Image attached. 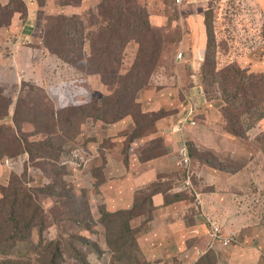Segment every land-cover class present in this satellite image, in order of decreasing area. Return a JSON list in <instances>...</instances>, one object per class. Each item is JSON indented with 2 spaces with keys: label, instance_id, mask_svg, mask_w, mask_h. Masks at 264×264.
<instances>
[{
  "label": "rangeland",
  "instance_id": "obj_1",
  "mask_svg": "<svg viewBox=\"0 0 264 264\" xmlns=\"http://www.w3.org/2000/svg\"><path fill=\"white\" fill-rule=\"evenodd\" d=\"M194 1L25 0L23 20L24 3L11 0L8 15L18 11L10 26L0 28V90L9 103L0 125V203L7 208L18 199L23 216L19 232L6 227L10 217L0 216V264H50L55 247V264H83L78 251L90 264H126L118 253L98 257L86 241L109 248L105 225L113 219L105 217L120 205H133L137 189H145L139 197L147 200L157 186L169 190V182L181 185L171 195L179 188L194 189L200 211L192 212L196 201L162 207L169 199L159 193L157 227L172 224L182 232L183 223L186 234L173 238L177 243L169 254L152 255L148 244L143 258L194 264L209 252L218 264H264V118L247 139L226 133L224 118L216 120L221 92L206 94L201 79L208 13L215 23L212 50L218 69L237 62L249 73L264 75V0ZM186 13L194 16L191 27ZM150 15L153 29L147 24ZM177 26L181 44L165 61L158 36L177 34ZM77 27L83 29L85 56L78 60L69 54L68 62L56 49H64L65 37L72 39ZM76 79L87 82L85 105L59 107L49 91L63 94L61 84ZM190 112L197 125L171 133L179 115ZM160 135L167 140L164 146ZM189 139L197 143L193 154ZM182 143L191 150L189 166L176 154ZM160 151L164 157L142 161ZM62 199L71 221L59 223ZM88 216L91 230L79 222ZM165 219L173 221L165 224ZM144 220L140 216L133 225ZM188 237L202 240L204 252L196 249L181 258L179 242Z\"/></svg>",
  "mask_w": 264,
  "mask_h": 264
},
{
  "label": "trees",
  "instance_id": "obj_2",
  "mask_svg": "<svg viewBox=\"0 0 264 264\" xmlns=\"http://www.w3.org/2000/svg\"><path fill=\"white\" fill-rule=\"evenodd\" d=\"M11 0L5 4L0 0V28L3 25L10 26L12 21L13 14L18 10H13L12 13L8 15V11L10 9L9 4ZM25 7V12H20V16L22 19L27 15L28 8L25 0H22ZM176 4V0H174ZM177 5V4H176ZM132 13V11H131ZM147 14V13H146ZM3 16H6L7 19L1 23V19ZM148 16V14H147ZM136 17H138L136 15ZM186 23L188 26H193L192 17L193 14L186 13ZM176 18L179 19L177 16ZM26 19V18H25ZM70 20V18L65 17V21ZM176 19H172L173 22ZM207 55L206 61L203 66V73L201 75L202 82L205 87L206 94L210 95L216 93V88L221 92V97L216 96L215 102H220L216 105L219 108L221 120L224 118L223 130L226 133L230 134L233 137H237L239 139H247L249 132L253 129L256 124L264 118L263 108H264V75L254 74V72H248L237 63L233 62L225 68L218 69L215 63V59L213 58V43L216 41L215 34V23L212 17V13H208L207 18ZM151 15L147 18V24L153 29ZM177 30V34L171 35H160L158 36V42L156 45L162 49L159 55L165 61H168L170 58V51L173 49H177L179 44H181V34L182 30L179 26ZM31 29H27L29 32ZM54 39L57 40L56 37ZM65 47L64 49H56L59 56H61L64 60L71 62L69 54H73L76 59L81 60L84 58V47L86 44L85 37L83 35L82 27H77L76 31L73 32V38L65 37ZM191 46V45H190ZM44 47H48V39H44ZM193 47V46H191ZM47 50V49H46ZM54 52V49H51ZM55 51V53H56ZM176 51V50H175ZM173 65L170 64L169 67L166 66L168 70L172 69ZM72 81V80H71ZM27 83V82H26ZM87 82H83L82 79H76L74 83L67 81L61 84L60 89L64 92L63 94H56L49 91V96L57 99V105L59 107H80L85 105L87 99V93L85 91ZM209 88L211 91H209ZM37 89V88H36ZM2 91L0 90V125L1 121L7 118V112L9 110V103L7 99L1 96ZM166 118V116H165ZM198 119V118H197ZM204 119V117H203ZM261 123V122H260ZM41 130L37 129V133H40ZM0 131V135H1ZM164 142L161 143L162 146L166 144L164 136L160 135ZM190 148L193 152H196L197 143L194 142L193 139H189ZM261 144V143H260ZM132 145V144H131ZM1 146V143H0ZM189 148V149H190ZM131 149V147H130ZM190 150V153H191ZM1 152V151H0ZM264 153V147H263ZM164 157L163 152L156 153L152 159L142 160L153 161L158 158ZM234 174V173H231ZM188 178V177H187ZM154 182L152 185L160 183ZM169 190H162V188H158V186L154 189V192L147 197V200L140 201V195L145 190H136L135 199L133 205H120L115 211L110 212L107 218H112L113 220H106V234H107V245L109 248H101L97 242L94 241H86V243H91L94 247V251L97 253L98 257H101L104 253H112V256L115 257V254L118 253V260L126 262V264H131V261L134 260L135 264H161L163 259L159 256L154 260V256L150 257V260L147 257H144V247H147L148 244H151V250L154 251L152 255L156 253H167L170 246L173 244V238H180L186 234V230L184 229L183 223L180 224L183 227V231H177L174 229L172 224L166 227H157L159 221V206L156 204L155 198L159 196V193H165V196L169 199L167 203L163 202L162 207L175 205L178 203L184 202H195L193 206V213L197 214L200 211V205L197 204V193L194 189L190 188L188 190L185 189H177L173 195L169 193L172 189L177 186H181L178 182H169ZM150 185V186H152ZM161 187V186H160ZM51 195L59 196L61 193L49 191ZM31 203V199L28 200ZM163 201V200H162ZM190 204V207H191ZM132 208V209H131ZM22 208L18 199L12 200L9 205L4 207L3 202L0 203V216L3 220V217H10L9 225L6 227L12 228L13 232H19L20 223L22 219ZM59 216L57 222L71 221L68 218L67 214V206L60 201V205L58 208ZM82 212V211H80ZM33 216L29 219L30 227L33 226V222L38 217L39 209L34 210ZM90 213V212H89ZM161 213V212H160ZM140 216H144L145 220L139 223L137 226H134L133 222L135 219ZM172 217H170L171 219ZM177 220V217L174 216ZM90 217L88 216L85 220L79 221L82 223V226H86L88 224V230H91L92 227L89 225ZM166 221L167 222H172ZM195 221V220H193ZM76 222H78L76 220ZM96 234V231H94ZM213 244V240H212ZM202 240L196 239V237H188L185 240V243L179 242L181 258L184 254L189 251L200 249V251L204 252ZM186 252V253H185ZM50 264L58 263V253L56 252V247L51 251ZM80 256H83V264H90L87 260V257L84 256L80 251L78 253ZM178 255L174 256V262H179ZM60 256V254H59ZM79 257V256H78ZM142 259V260H141ZM216 256L214 253L206 252L203 256L197 259L194 264H218L216 261ZM164 261H167L164 258ZM156 262V263H155ZM10 264H28L25 262H10Z\"/></svg>",
  "mask_w": 264,
  "mask_h": 264
},
{
  "label": "built area",
  "instance_id": "obj_3",
  "mask_svg": "<svg viewBox=\"0 0 264 264\" xmlns=\"http://www.w3.org/2000/svg\"><path fill=\"white\" fill-rule=\"evenodd\" d=\"M185 2V0H176V4L181 5ZM183 53H180L178 56L179 59H182ZM192 112L186 113V114H181L179 115V118L177 120V124L172 127L171 133H183L187 125H197V120L196 119H191ZM177 156L179 159H181V163L185 166H189L191 164V156H190V151L187 143H182V145L179 147V149L176 151ZM190 184V182H188ZM214 235L216 237H219V233L221 232L220 228L214 225ZM214 236V237H215ZM224 245L227 246L229 245V240L226 239L224 241Z\"/></svg>",
  "mask_w": 264,
  "mask_h": 264
},
{
  "label": "crops",
  "instance_id": "obj_4",
  "mask_svg": "<svg viewBox=\"0 0 264 264\" xmlns=\"http://www.w3.org/2000/svg\"><path fill=\"white\" fill-rule=\"evenodd\" d=\"M8 2V1H7ZM6 2V3H7ZM193 3H196L194 0H192V4ZM28 6V5H27ZM219 118H221V115H220V112H219V114L218 115H216V120H220ZM156 226H157V224H156ZM176 243L177 242H174L171 246H170V248L168 249V251H167V253L169 254V252H171V248L172 247H174L175 245H176ZM199 249V248H198ZM196 250V249H195ZM192 251H194V250H192ZM199 252H200V249L198 250Z\"/></svg>",
  "mask_w": 264,
  "mask_h": 264
}]
</instances>
